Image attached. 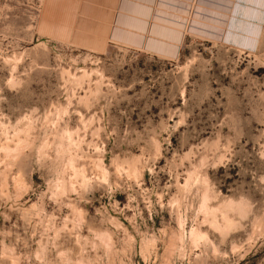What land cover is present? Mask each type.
<instances>
[{
    "label": "rangeland",
    "instance_id": "rangeland-1",
    "mask_svg": "<svg viewBox=\"0 0 264 264\" xmlns=\"http://www.w3.org/2000/svg\"><path fill=\"white\" fill-rule=\"evenodd\" d=\"M44 5L0 0V264H264V0L176 58Z\"/></svg>",
    "mask_w": 264,
    "mask_h": 264
},
{
    "label": "crops",
    "instance_id": "crops-1",
    "mask_svg": "<svg viewBox=\"0 0 264 264\" xmlns=\"http://www.w3.org/2000/svg\"><path fill=\"white\" fill-rule=\"evenodd\" d=\"M240 0H45L43 26L64 38L90 36L169 58L180 54L187 33L226 36L224 26ZM232 19V17H230ZM231 21V20H230ZM161 31L158 35L155 31ZM172 32L181 35L175 40ZM178 45L176 55L150 49V41Z\"/></svg>",
    "mask_w": 264,
    "mask_h": 264
}]
</instances>
